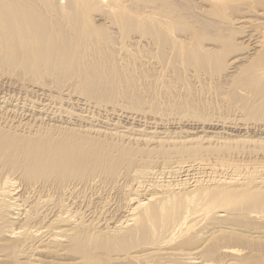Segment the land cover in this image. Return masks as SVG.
Returning a JSON list of instances; mask_svg holds the SVG:
<instances>
[{
	"label": "bare ground",
	"instance_id": "bare-ground-1",
	"mask_svg": "<svg viewBox=\"0 0 264 264\" xmlns=\"http://www.w3.org/2000/svg\"><path fill=\"white\" fill-rule=\"evenodd\" d=\"M2 75L44 99L0 97V264H264V0H0ZM154 85L182 107L225 93L250 122L159 138L60 99Z\"/></svg>",
	"mask_w": 264,
	"mask_h": 264
},
{
	"label": "rangeland",
	"instance_id": "rangeland-1",
	"mask_svg": "<svg viewBox=\"0 0 264 264\" xmlns=\"http://www.w3.org/2000/svg\"><path fill=\"white\" fill-rule=\"evenodd\" d=\"M258 3H261V2H258ZM242 9H243V7H242ZM230 18H232V16ZM231 23H232V19H231ZM231 23L228 24L229 27L226 25V27L229 28V29L226 28V37L228 39L232 40V43H234V41H236V39H237L236 42L239 41V43H243L245 41L244 40V36H245L244 32H246V35L250 34V33H247L248 29H246L245 27H244L245 28L244 29L243 26L236 27L237 24H235V23H234L235 25L233 28V25L231 26ZM115 33H118V32L115 31ZM115 33H111V34L113 36H118L117 34L115 35ZM239 36H240V38H239ZM239 48H238V51H235L234 54H232V56H236V55H238V53L239 54L245 53L247 51L246 48H248L247 43L244 42V44H241V48L240 49ZM4 76H6L8 79L10 77L9 75H2V78H4V79H2L3 81L6 78ZM11 78H13V77H10V79ZM13 79L15 80V78H13ZM47 79H46V81H47ZM49 79L46 83L50 87H52V85H53V87L51 89L57 92L58 90H56V87H58V85H55L56 87L54 86V84H56V80L53 84V81L51 79L49 81ZM9 81H11V80H9ZM105 82H106V80H105ZM64 83H66V82H64ZM64 83H62V84L65 85ZM2 84H4V85H2ZM2 84H0V97L1 96L12 97L15 100L18 99L19 102H21V103L25 102L29 106H31L33 103L36 104L37 102L42 103L41 99H44V98L40 97L39 93H38V95L35 94L34 90H37V89L34 87L31 88V86H30L28 88V90H27V88H25L27 91V92H25V91H22L25 89L19 90L16 88H11L13 86H16L17 88H19V86H17V85L12 86V84H10V82H7L6 80ZM18 84L19 85L21 84L20 85L21 87L25 86V84H23L24 85L23 86L21 82H18ZM62 84H60L58 88L62 87ZM154 86H155V88L153 87V89H152L155 91L153 97L150 94H148L146 96V99H144L141 103H138V104L133 103L132 105H128V101L125 99H122V98L117 103L106 104L105 102H103V99H100L101 101L98 103L96 100H94L92 98H88L86 96L84 97V95L78 89H76V87H75L76 94L73 95V96H75V98L73 96L72 97L64 96V97H60V99H63L62 100L63 105H64V106L62 105L63 108L66 110H69V111L72 110L74 112V114L83 115V116H87V114H88L89 116H91L94 113L93 116L95 115V117H98V118H99V116L102 118L108 117V116L113 117V118H115L114 122H116V125H118V126L115 125L113 128H116L119 131H126L129 129L142 130V131H140V132H142V134L143 133H145V134L154 133V135L158 136L159 138L168 137V138H172V139L176 138V140H185V141L200 140L203 142L206 139H215V138L226 139L227 135L229 136V134H230V136L231 135L236 136V135H239L240 133L231 132V131L226 130L225 122L232 123L233 120H234L233 122H237L239 124L246 123L245 121L250 122V121H248L249 119L246 118L245 114L243 112H241V110L238 107L234 106L235 108L233 107V109H232L231 107L233 105L232 106L229 105L230 108H227L226 106H224L223 102L224 101L228 102V100L225 96L226 95L225 93L223 94L224 96L222 95L223 97L221 96L217 100L218 104L213 103L212 105H210V104H208V102H205V104L207 103L206 104L207 107L205 106L202 109L198 103L195 105H188L186 107L175 106L169 101L168 98L160 97L159 95L156 96L155 93H157V87H156L157 85H154ZM97 89H99V88H97ZM102 89L103 90L105 89V85L102 86ZM178 89H180V88H178ZM220 90L226 91L224 89H220ZM80 93H81V95H80ZM132 93H134V92H132ZM206 94H207V92H206ZM151 98H152V100H151ZM76 99H78V100H76ZM87 99H89V101ZM69 100H71V102ZM78 101H80V102L78 103ZM29 102H31L30 103L31 105L29 104ZM84 102H86L85 104H87V106H86L87 108L84 107L85 112H84V108H82L83 107L82 104H84ZM227 102H225L226 105H227ZM90 104H92V105H90ZM219 104H222V105L219 106ZM98 105L101 107V109ZM216 105L219 107V109L217 108ZM223 106L226 109H224ZM90 108H92L95 112H93V110ZM218 111H221V112H218ZM113 112H114V114H113ZM100 113L101 114L103 113V115H101ZM230 113H231V115H230ZM131 116H132V118H130ZM240 116H241V118H240ZM117 117L119 118V120H117ZM126 118H127V120H126ZM245 118H246V120H245ZM139 121H140V123H139ZM120 122H122V124ZM136 122H137V124H136ZM207 122H208V124H207ZM119 124H120V127H119ZM139 124H140V126H139ZM134 125H135V127H133ZM158 167H161V166H158Z\"/></svg>",
	"mask_w": 264,
	"mask_h": 264
}]
</instances>
